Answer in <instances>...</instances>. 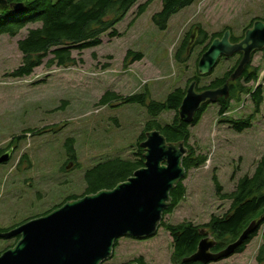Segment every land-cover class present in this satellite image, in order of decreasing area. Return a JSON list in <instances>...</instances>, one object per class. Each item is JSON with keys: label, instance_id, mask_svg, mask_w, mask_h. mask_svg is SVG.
Masks as SVG:
<instances>
[{"label": "rangeland", "instance_id": "374dc122", "mask_svg": "<svg viewBox=\"0 0 264 264\" xmlns=\"http://www.w3.org/2000/svg\"><path fill=\"white\" fill-rule=\"evenodd\" d=\"M143 1L138 0L115 24L120 35L110 38L104 33L97 46L74 51L82 61L65 67L41 64L29 76L11 75L21 62L17 40L27 29L14 36L0 35V148L9 138L15 137L16 142L9 159L0 162V227H14L80 196L85 189V171L97 163L131 157L150 116L139 103H99L103 92H148L151 99L163 101L196 74L202 48L196 44L200 29L210 36L228 26L232 35L238 36L251 21L264 16V0H195L160 28L151 15L160 9L161 2L153 0L130 24ZM195 26V43L181 53L185 34ZM128 49L140 51L142 58L124 64ZM235 60L236 56L220 58L211 72L199 77V86L221 76ZM251 65L258 68V85L263 91L259 112L249 128L236 132L218 120V106L210 103L200 119L188 126V144L206 155V161L188 171L183 179L185 196L164 216L166 222L202 224L212 214L224 213L229 201L218 197L213 177L223 192L230 191L240 176L253 172L264 152V51L254 53ZM251 110L250 98L243 94L240 100L231 101L228 114L237 117ZM173 116L174 111L166 110L156 119L165 124ZM42 127L48 130L25 132ZM70 139L75 165L68 150ZM12 240L0 239V251ZM263 241L264 224L242 252L209 264H264L255 259ZM117 242L113 255L103 264H124L138 256L147 264H171L172 238L163 227L146 239L123 236Z\"/></svg>", "mask_w": 264, "mask_h": 264}, {"label": "trees", "instance_id": "16d2710c", "mask_svg": "<svg viewBox=\"0 0 264 264\" xmlns=\"http://www.w3.org/2000/svg\"><path fill=\"white\" fill-rule=\"evenodd\" d=\"M0 3V35L14 36L22 29H27L26 34L17 40V48L21 52L20 64L11 71L12 76L21 77L30 75L35 67L44 64L46 66H62L76 64L82 61L80 56H75L83 49L97 46L101 43V35L107 33L110 38L120 35L115 28L138 0H5ZM153 0H145L136 7L135 15L130 21L133 23L136 17L145 11ZM195 0H160L161 7L151 15L152 22L164 28L168 19L182 8L191 5ZM21 2L23 7L13 12L10 3ZM251 22L248 26H250ZM227 28H229L227 26ZM245 29V28H244ZM224 30V29H223ZM223 30L214 32L210 36L204 29H200L196 44H202L198 55L203 52L209 41L214 36H220ZM189 31L185 34L180 52L185 51ZM233 40L237 37L231 36ZM95 55V54H94ZM143 54L140 51L128 49L123 57L124 64L140 60ZM179 58V55L177 53ZM78 58V59H76ZM186 58V57H185ZM184 58V59H185ZM180 59V58H179ZM183 60V58H182ZM236 62L209 83L197 86V89L205 87H217L225 82ZM202 76L196 70L191 79L199 82ZM258 68L249 62L240 75L233 81H229V94L217 101L218 120L228 123L236 132H241L251 126L252 120L259 112L263 102V91L260 85L252 86L257 79ZM185 87H177L170 91L163 101H156L149 97L148 92H135L128 95H120L114 90H106L99 98V103H139L146 108L150 118L145 121L139 134L134 151L129 158L113 157L97 163L84 173L85 189L83 194L93 193L101 188H112L116 183L125 180L133 171L143 165V148L139 143L144 139V133L152 128L158 129L168 141L183 139L188 147L182 157L185 168V177L192 168L199 167L206 161V155L197 153L188 144L189 129L186 122L177 116V108L181 102ZM249 95L252 110L250 113L234 117L229 115L230 103L240 100L241 95ZM208 104H205L195 114L193 124L199 119ZM174 111L170 122L161 124L156 117L163 111ZM46 127L34 130H26L39 134L47 131ZM19 137V136H18ZM70 156L74 159L73 140L68 142ZM75 165V159L73 160ZM184 177V178H185ZM183 178V179H184ZM183 179L178 181L170 191V204L162 212L159 226L163 227L172 238L171 264H203L199 261L183 260L192 254L198 241L203 237V229L216 240L212 250L218 251L227 244L233 242L251 221L255 225L243 242L235 249L234 253L242 252L246 244L257 234L260 225L264 224V152L261 154L251 174L240 176L232 190L223 192L222 186L216 177L214 179L215 191L222 200L229 201L227 210L222 214H212L206 223L194 224L189 220L176 223L166 222L164 216L173 211L174 207L185 196L186 187ZM80 195V196H81ZM78 196H73L75 198ZM118 240H115V246ZM255 259L257 263L264 262V241L260 244ZM138 264H147L142 256L134 259Z\"/></svg>", "mask_w": 264, "mask_h": 264}, {"label": "water", "instance_id": "95a60500", "mask_svg": "<svg viewBox=\"0 0 264 264\" xmlns=\"http://www.w3.org/2000/svg\"><path fill=\"white\" fill-rule=\"evenodd\" d=\"M0 3L6 1L0 0ZM9 5L13 12L23 7L21 2ZM196 35L197 26L190 32L187 49L193 45ZM263 48L264 19L253 20L235 42L230 40V29L213 37L197 60L199 74L211 72L221 56L239 52L240 58L220 86L198 90L196 80L192 79L177 109L179 119L191 123L203 104L227 97L228 82L242 74L253 52ZM144 136L139 143L143 148V165L125 180L112 188L65 200L40 216L0 232L2 238L18 236L12 245L0 251V264H103L111 257L116 239L154 235L162 212L170 204V191L185 176L182 157L187 146L183 139L168 141L156 128L145 131ZM9 152L10 149L0 156V162L8 158ZM254 225L255 221H251L237 239L218 251H212L216 240L203 230L195 251L183 260L207 264L227 257Z\"/></svg>", "mask_w": 264, "mask_h": 264}, {"label": "flooded vegetation", "instance_id": "af4514ba", "mask_svg": "<svg viewBox=\"0 0 264 264\" xmlns=\"http://www.w3.org/2000/svg\"><path fill=\"white\" fill-rule=\"evenodd\" d=\"M261 19H264V16H263V18H261ZM250 25H251V24H250ZM243 32H244V30L242 31V33H241L240 35H238V36H233V37H237L236 40H233V39L231 38V36H230V40H231L232 42H235V41L239 40V39L241 38ZM240 55H241V54H240L239 52H236V53H234V54L232 55V57H233V56H236V61H235L236 63L238 62ZM222 57H224V58H229L230 56H221L220 58H222ZM220 58H219V59H220ZM236 63H235V64H236ZM234 66H235V65H234ZM15 146H16L15 137L9 138L7 144H6L3 148H0V156H3V155L6 153V151L10 149V152H9V154H8V158L6 159V160H8L9 157H10V153L15 151ZM11 154H12V153H11ZM6 160H5V161H6ZM2 162H4V161H2ZM9 229H10V227H0V232L7 231V230H9ZM17 238H18V237L15 236V237L10 238V239H13V240H12V243H13V242H15V240H16ZM0 239H5V238H0ZM117 243H118V242H117ZM8 246H9V245H8ZM116 246H117V244H116ZM116 246H114V248H115ZM211 249H212V248H211ZM213 251H214V250H213ZM113 252H114V249H113ZM112 255H113V254H112ZM136 258H137V257H136ZM131 262H132V261H131ZM128 263H130V262H128ZM124 264H127V263H124Z\"/></svg>", "mask_w": 264, "mask_h": 264}]
</instances>
